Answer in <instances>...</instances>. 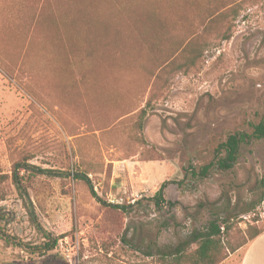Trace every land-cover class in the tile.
<instances>
[{"label":"rangeland","instance_id":"374dc122","mask_svg":"<svg viewBox=\"0 0 264 264\" xmlns=\"http://www.w3.org/2000/svg\"><path fill=\"white\" fill-rule=\"evenodd\" d=\"M261 123L264 0H0V264H168L213 221L240 264Z\"/></svg>","mask_w":264,"mask_h":264},{"label":"trees","instance_id":"16d2710c","mask_svg":"<svg viewBox=\"0 0 264 264\" xmlns=\"http://www.w3.org/2000/svg\"><path fill=\"white\" fill-rule=\"evenodd\" d=\"M144 115L145 110H143L141 113V122L144 118ZM140 129H142L141 124ZM254 131L259 138H264L263 123L255 126ZM251 138L252 136H248L244 133L230 136L227 142L220 146L221 148H225L226 157L218 160L217 163H211L205 167H202L200 171H194L192 175L197 178H207L210 174V170L215 166L220 170L232 169L234 163L236 162L237 153L239 151L240 145L244 144L247 140ZM16 167L17 168L15 169L14 173L15 179L17 178L16 172L19 169V165H17ZM75 177V179L77 180L85 181L95 197L93 188L87 176H84L82 174H76ZM154 200L155 205L157 207H161V205L164 203L162 190L158 191ZM117 209L123 210L125 208L122 206H117ZM226 230H228L226 226L223 228L217 222L213 221L203 232L195 233L188 241L179 244L172 250L161 253L159 255L160 259L162 262L168 264H218L220 261L221 253L225 250L222 238L224 236V231ZM263 231L264 229L254 233L252 237L247 241V243L255 239ZM57 243V240H52L49 238L48 243L45 245L46 251H53L56 248ZM247 243H245V245ZM245 245H243V247ZM192 246H196L194 250H190ZM240 248L234 249L232 251L236 252Z\"/></svg>","mask_w":264,"mask_h":264},{"label":"crops","instance_id":"0c3cea01","mask_svg":"<svg viewBox=\"0 0 264 264\" xmlns=\"http://www.w3.org/2000/svg\"><path fill=\"white\" fill-rule=\"evenodd\" d=\"M240 264H264V231L242 247Z\"/></svg>","mask_w":264,"mask_h":264}]
</instances>
